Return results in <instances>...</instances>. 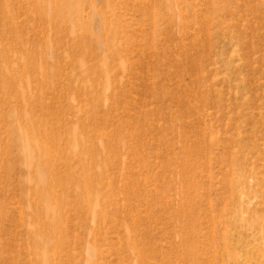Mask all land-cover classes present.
<instances>
[{
	"label": "rangeland",
	"instance_id": "obj_1",
	"mask_svg": "<svg viewBox=\"0 0 264 264\" xmlns=\"http://www.w3.org/2000/svg\"><path fill=\"white\" fill-rule=\"evenodd\" d=\"M0 264H264V0H0Z\"/></svg>",
	"mask_w": 264,
	"mask_h": 264
},
{
	"label": "bare ground",
	"instance_id": "obj_2",
	"mask_svg": "<svg viewBox=\"0 0 264 264\" xmlns=\"http://www.w3.org/2000/svg\"><path fill=\"white\" fill-rule=\"evenodd\" d=\"M31 144V143H30ZM43 178V177H42Z\"/></svg>",
	"mask_w": 264,
	"mask_h": 264
}]
</instances>
